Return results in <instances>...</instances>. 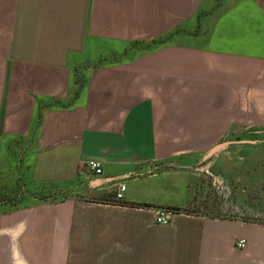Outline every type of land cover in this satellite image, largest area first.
Masks as SVG:
<instances>
[{
  "label": "crops",
  "instance_id": "obj_1",
  "mask_svg": "<svg viewBox=\"0 0 264 264\" xmlns=\"http://www.w3.org/2000/svg\"><path fill=\"white\" fill-rule=\"evenodd\" d=\"M0 264H264V0H0Z\"/></svg>",
  "mask_w": 264,
  "mask_h": 264
},
{
  "label": "built area",
  "instance_id": "obj_2",
  "mask_svg": "<svg viewBox=\"0 0 264 264\" xmlns=\"http://www.w3.org/2000/svg\"><path fill=\"white\" fill-rule=\"evenodd\" d=\"M85 168L89 173H91L93 175H101L102 174L101 163L97 160L88 161L85 164ZM123 191H124V185H120L119 188L117 189L116 193H115V198L121 199ZM169 221H170L169 213L163 212V211H159L156 213L155 222L157 224L166 225L167 223H169ZM245 245H246V241L244 239H240L236 243V247L240 248V249L244 248Z\"/></svg>",
  "mask_w": 264,
  "mask_h": 264
},
{
  "label": "water",
  "instance_id": "obj_3",
  "mask_svg": "<svg viewBox=\"0 0 264 264\" xmlns=\"http://www.w3.org/2000/svg\"><path fill=\"white\" fill-rule=\"evenodd\" d=\"M216 148H217V147H216ZM216 148H215V149H216ZM213 150H214V149H213Z\"/></svg>",
  "mask_w": 264,
  "mask_h": 264
}]
</instances>
